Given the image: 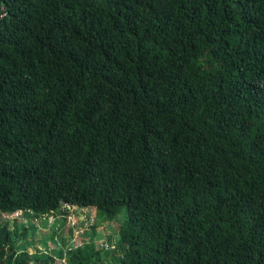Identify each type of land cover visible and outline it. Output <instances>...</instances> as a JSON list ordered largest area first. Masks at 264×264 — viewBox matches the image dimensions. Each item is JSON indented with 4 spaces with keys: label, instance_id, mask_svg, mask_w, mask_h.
Returning a JSON list of instances; mask_svg holds the SVG:
<instances>
[{
    "label": "trees",
    "instance_id": "trees-1",
    "mask_svg": "<svg viewBox=\"0 0 264 264\" xmlns=\"http://www.w3.org/2000/svg\"><path fill=\"white\" fill-rule=\"evenodd\" d=\"M6 3L0 264L63 207L123 217L68 264H264V0Z\"/></svg>",
    "mask_w": 264,
    "mask_h": 264
},
{
    "label": "rangeland",
    "instance_id": "rangeland-1",
    "mask_svg": "<svg viewBox=\"0 0 264 264\" xmlns=\"http://www.w3.org/2000/svg\"><path fill=\"white\" fill-rule=\"evenodd\" d=\"M4 218H7L9 225L18 221L26 229V238L32 239L27 247L30 253H34L36 248L51 254H54L53 251L63 250L64 256H55L54 264H68L66 257L69 249L74 246L81 249L84 242L90 241L93 233L95 251L103 249L109 253L113 247L109 241H115L123 221V217H117L108 222L97 218L91 208L76 207H63L62 212L54 216L25 218L20 212H16ZM30 224L34 226L35 231L29 229Z\"/></svg>",
    "mask_w": 264,
    "mask_h": 264
},
{
    "label": "built area",
    "instance_id": "built-area-1",
    "mask_svg": "<svg viewBox=\"0 0 264 264\" xmlns=\"http://www.w3.org/2000/svg\"><path fill=\"white\" fill-rule=\"evenodd\" d=\"M6 14H7L6 0H0V20L5 18Z\"/></svg>",
    "mask_w": 264,
    "mask_h": 264
},
{
    "label": "water",
    "instance_id": "water-1",
    "mask_svg": "<svg viewBox=\"0 0 264 264\" xmlns=\"http://www.w3.org/2000/svg\"><path fill=\"white\" fill-rule=\"evenodd\" d=\"M62 203L65 204L64 200H62Z\"/></svg>",
    "mask_w": 264,
    "mask_h": 264
}]
</instances>
